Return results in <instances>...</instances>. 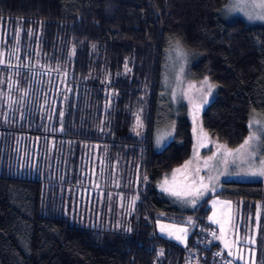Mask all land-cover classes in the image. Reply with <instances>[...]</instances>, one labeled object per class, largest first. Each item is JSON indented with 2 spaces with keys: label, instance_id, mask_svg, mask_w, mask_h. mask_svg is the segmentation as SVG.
Segmentation results:
<instances>
[{
  "label": "trees",
  "instance_id": "trees-1",
  "mask_svg": "<svg viewBox=\"0 0 264 264\" xmlns=\"http://www.w3.org/2000/svg\"><path fill=\"white\" fill-rule=\"evenodd\" d=\"M227 1L0 0V60L9 51L15 62L11 80L1 81L0 89H17L21 98L0 101V264H184L199 229L216 233L205 222L211 196L182 210L158 189L191 152L188 116L178 113L161 150L153 140L164 53L173 39L196 55L190 78L214 85V98L200 114L210 137L234 149L246 139L251 115L264 120V26L222 21L219 11ZM13 33L16 44L10 43ZM106 92L112 102L104 110ZM53 134L80 139L76 144H104L108 165L127 175L139 170L130 231L122 228V218L116 227L112 213L93 227L60 214L44 191L58 161L51 171L19 175L21 160H36L40 168L37 161L49 153L44 147L51 140L39 138L36 148L30 144L35 136ZM58 142L52 141L54 147ZM263 189L261 182L223 181L214 195L241 201L247 219ZM156 220L192 224L185 243L157 234ZM213 250L226 259L217 242L207 252Z\"/></svg>",
  "mask_w": 264,
  "mask_h": 264
},
{
  "label": "rangeland",
  "instance_id": "rangeland-1",
  "mask_svg": "<svg viewBox=\"0 0 264 264\" xmlns=\"http://www.w3.org/2000/svg\"><path fill=\"white\" fill-rule=\"evenodd\" d=\"M243 5L244 0H228L219 11L220 19L222 21H230L235 18H240L248 25L264 26V21L249 19L247 13L253 12V10L250 7L241 10ZM256 11L259 10L257 9ZM253 15H255V12H253ZM10 36L14 37L13 41L10 43L16 44V37H18V34L13 33L10 34ZM170 42L171 43L168 44L167 50L165 49L164 53L161 90L157 104L158 111L153 146L156 151H159L171 139L174 129V119L178 113L188 116L191 122L194 144L188 158L180 166L173 168L165 174L164 178L158 183V189L171 200L174 205L182 210H192L208 196H211L207 203L209 210L205 222L207 225L213 226L216 233L215 236L212 235L209 238V241L217 242L220 246V250L225 254L226 259L232 261V264H246V262L247 264H252L253 260L255 264H261L262 238L264 232V189L262 199L255 204L254 215L247 217V219L242 215L241 201L222 198L214 194L221 190L223 181H253L261 182L264 185V176L250 174L253 168H258L260 166V159L264 158V144L261 143V141L264 140V133L259 130V124L253 125L251 122L253 119L257 121L264 120L253 114L248 121L249 132L247 137L252 132H256L259 137V139L252 142V148L255 149L256 152L255 156L241 157L234 154L227 156L228 163H224L225 153L223 149L219 148V145L223 144L209 135L208 139L205 141L207 146L200 147V141L197 140V134L201 128L200 114L214 98L215 90L214 87H212L209 91L208 85L211 84L209 82L205 84V80L194 81L190 78L189 68L190 65L196 61V55L191 51L183 49L174 39ZM8 48L12 51L14 46H9ZM8 53L9 58L0 65V67L6 69V71L3 70L0 74V82L11 80V78H7L8 74L9 77L11 76L8 70L15 66V62L11 59V54L13 55V53L9 51ZM17 91V89H14L12 91L14 93H11L8 89H0L1 104L15 102V100L21 99L16 94ZM106 94L108 98L105 102L104 110L109 109L112 102V96L107 92ZM196 104L200 105V108L196 123L194 124L193 111L194 105ZM137 116L135 112L134 124L139 128L141 126V120L139 117L140 126H138ZM194 128H196L195 132ZM168 133H170V135H168ZM39 138H48L51 140L49 145H47L48 147H44L48 150V155L45 158L42 156V158L37 161L40 168L35 166L34 163H36V160L30 162L31 164H27V160H21V162L17 164L19 175L29 176L32 174L33 176L39 169L43 170L42 172H44V170L51 171L53 168L51 165L52 161H58L59 166H56V163L54 165L53 178L49 179L45 177L44 191L46 199L48 200L51 196L52 205L55 206L60 214L69 217L70 221L76 224L93 227L96 224L99 225L98 223L104 221L105 218L109 220L112 213L116 223L115 225H117L116 227H119L120 219L122 218L127 222L121 223L122 228L126 231L132 229L131 222L133 221L132 214L134 212V203L138 199L141 184L139 170H136V168L132 169L127 175L125 169H119V167L115 165H108L106 163L108 158L104 144L81 141L76 144L74 139H80H68L55 134L44 136L36 135L35 139L37 140L30 144L38 148ZM55 139L59 142L57 146L54 147L52 141ZM32 140H34V138H32ZM17 141V144H21L18 138ZM63 144L65 145L64 151ZM54 150H56L55 156L52 154ZM210 156L214 158L208 161V165L205 166V161ZM189 160L192 161V164L189 166L187 174L175 171L176 169L182 168L185 162ZM197 169H199L198 173ZM57 170L58 177L56 178L55 171ZM66 172L68 176L61 178L63 175L65 176ZM42 176H45V174H42L41 177ZM201 177H203V181H201ZM193 180L196 181V187H199L201 183L207 185L206 189H201L202 195L181 198L171 195L169 192H165L162 189V185H164L165 181L168 182V186L174 185L177 188H184L185 185H191ZM192 199H196L195 206L191 204ZM225 201L231 202L233 211L231 224L225 226V239H227L229 243L235 242L236 246L243 249L244 260L234 259L227 254L228 249L224 247V240L217 239V237L221 235L220 225L213 223L212 220L209 219V217L213 216L214 211L219 212L222 208V203L216 202ZM220 218L221 217L217 215V219ZM160 224L176 225L177 227L186 228L187 236L192 225L190 223L176 224L160 220L154 222V231L157 234L172 239L179 244H184L185 242H179L169 237L167 234L161 233ZM116 227L112 226L110 228L115 230L117 229ZM106 228L109 229V227ZM236 246L233 247V252L236 251ZM252 252H254V256Z\"/></svg>",
  "mask_w": 264,
  "mask_h": 264
},
{
  "label": "snow or ice",
  "instance_id": "snow-or-ice-1",
  "mask_svg": "<svg viewBox=\"0 0 264 264\" xmlns=\"http://www.w3.org/2000/svg\"><path fill=\"white\" fill-rule=\"evenodd\" d=\"M251 8L253 10V12H255V15H253V12H248V18L249 19H258L261 21H264V0H244V5L243 8H241V10H244L246 8ZM259 11H256V10ZM3 61L0 60V64H2ZM125 67H127V65H125ZM205 84L208 83L207 78L204 81ZM214 87V85H208L209 91L211 90V88ZM199 108L200 105L196 104L194 105V111H193V121L194 124L196 123L197 120V114L199 112ZM61 115H63V113H61ZM137 121H138V126L139 125V117H137ZM251 124H259L260 125V131L262 133H264V121H257L255 119H253V121L251 122ZM251 126V125H250ZM196 131V128H194V132ZM168 135H170V133H168ZM199 136H200V147H205L207 146L205 141L208 139V133L205 132L203 130V128L201 127L199 129ZM259 139V137L257 136L256 132H252L244 141L242 144L239 145V147L235 148V149H231L228 148L226 145H219L220 149L224 150L225 153V159H224V163H228L227 161V156L230 155H239L241 157L244 156H255L256 152L255 149L252 148V142L254 140ZM159 143V141H158ZM262 144H264V140L261 141ZM214 157L210 156L207 158V160L205 161V166L208 165V161L212 160ZM192 164V161H186L185 164L183 165L182 168L180 169H176V172H184L185 174H187V170L189 168V166ZM259 167L258 168H253L250 171L251 175H259V176H264V158H261L259 161ZM199 172V169H197V173ZM201 181H203V177L200 178ZM206 189L207 185H204L203 183H201L199 185V187H196V181L193 180L191 185H185L184 188H177L174 185L173 186H168V182L165 181L164 185H162V189L165 192H169L171 195L177 196V197H187V196H200L203 193L201 192V189ZM216 203H222V208L219 210V212L214 211L213 212V216L209 217L210 220H212L213 223H217L220 225V231H221V235L219 237H217V239H223L224 240V247L226 249H228V255L232 256L234 259L237 260H244V256H243V249L239 248L238 246L235 245V242L233 243H229L227 239H225V233H226V225H230L233 219V211H232V206H231V202L225 201V202H216ZM191 204L192 206L196 205V199H192L191 200ZM214 208H215V204H214ZM217 215H219L221 218L217 219ZM159 223V222H158ZM160 231L163 234H167L169 237L174 238L175 240L179 241V242H185L186 240V236H187V229L183 228V227H177L176 225H164V224H160ZM130 231V229H129ZM213 235L215 236V233H213ZM236 246V251L233 252L232 249L233 247ZM163 253L161 252V255ZM252 255L254 256V252H252ZM228 264H232V261H228ZM247 264V262H246ZM252 264H255V261H252ZM261 264H264V261L261 262Z\"/></svg>",
  "mask_w": 264,
  "mask_h": 264
},
{
  "label": "built area",
  "instance_id": "built-area-1",
  "mask_svg": "<svg viewBox=\"0 0 264 264\" xmlns=\"http://www.w3.org/2000/svg\"><path fill=\"white\" fill-rule=\"evenodd\" d=\"M199 232V236L194 239V247L187 250L184 264H228L223 255L216 250H209L210 237L212 231L203 230ZM196 245V246H195Z\"/></svg>",
  "mask_w": 264,
  "mask_h": 264
}]
</instances>
